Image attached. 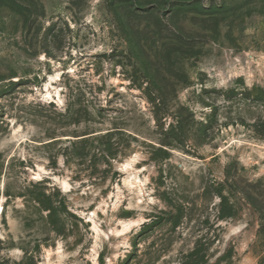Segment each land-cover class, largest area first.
Here are the masks:
<instances>
[{
  "label": "rangeland",
  "instance_id": "rangeland-1",
  "mask_svg": "<svg viewBox=\"0 0 264 264\" xmlns=\"http://www.w3.org/2000/svg\"><path fill=\"white\" fill-rule=\"evenodd\" d=\"M0 264H264V0H0Z\"/></svg>",
  "mask_w": 264,
  "mask_h": 264
}]
</instances>
